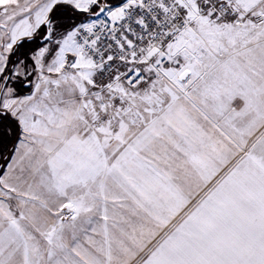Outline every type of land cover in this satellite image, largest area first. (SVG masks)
Here are the masks:
<instances>
[{"label":"snow or ice","instance_id":"obj_1","mask_svg":"<svg viewBox=\"0 0 264 264\" xmlns=\"http://www.w3.org/2000/svg\"><path fill=\"white\" fill-rule=\"evenodd\" d=\"M0 264H264V0H0Z\"/></svg>","mask_w":264,"mask_h":264}]
</instances>
